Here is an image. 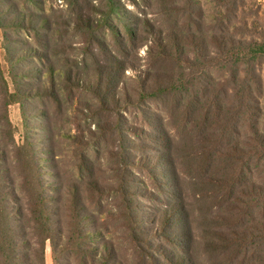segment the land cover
<instances>
[{"label":"rangeland","instance_id":"1","mask_svg":"<svg viewBox=\"0 0 264 264\" xmlns=\"http://www.w3.org/2000/svg\"><path fill=\"white\" fill-rule=\"evenodd\" d=\"M158 2L0 0V189L24 237L34 232L29 210L45 203L58 232L72 235L80 219L91 245L106 247L120 264H173L170 257L183 251V220L175 214L181 203L192 234L188 262L223 264L199 238L213 233L208 205L198 200L204 192L194 182L197 170L181 156L177 139L170 157L163 147L161 133L173 138L179 127L173 105L142 100L135 72L124 69L157 66L151 41L168 22ZM174 4L175 17L189 6L199 12L193 22L180 18L187 30L202 24L221 35L228 19L236 26L243 19L246 33L264 32V0ZM259 71L264 79V62ZM110 75L116 97L107 99L95 85ZM67 244L61 263L81 264ZM44 259L52 264L49 241Z\"/></svg>","mask_w":264,"mask_h":264},{"label":"trees","instance_id":"2","mask_svg":"<svg viewBox=\"0 0 264 264\" xmlns=\"http://www.w3.org/2000/svg\"><path fill=\"white\" fill-rule=\"evenodd\" d=\"M158 1L169 23L165 32L151 41V56L157 58V66L142 72L138 67L124 69L135 72L142 100L149 97L173 105V118L179 127L175 125L173 138L166 135V139L161 133L163 147L170 157L171 145L177 139L181 156L197 170L199 179L194 182L204 192L198 200L211 212L207 226L213 234L199 236L206 239L205 247L209 246L223 264H264V79L259 71L264 62V32L257 33L258 38L246 33L243 19L237 26L228 19L221 35L205 31L202 24L187 30L178 24L180 18L193 22L199 12L189 6L180 10L184 15L175 17L174 0ZM127 33L132 41L136 31L131 27ZM166 63L170 64L169 72L161 73ZM104 80L97 79L95 87L103 86L107 99L116 97L115 79L110 75ZM172 174L173 190L180 199L182 187L175 172ZM5 194L0 189V264H45L46 241L52 264H63L60 255L67 252L68 242L75 246L81 264H120L106 247L103 251L91 245L92 235L81 230L80 219L74 221L72 235L58 232L45 203L29 210L34 232L24 237L13 224ZM178 205L175 214L183 220V251L170 261L190 264L192 234L185 209ZM144 242L149 247V242Z\"/></svg>","mask_w":264,"mask_h":264}]
</instances>
